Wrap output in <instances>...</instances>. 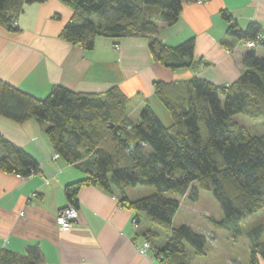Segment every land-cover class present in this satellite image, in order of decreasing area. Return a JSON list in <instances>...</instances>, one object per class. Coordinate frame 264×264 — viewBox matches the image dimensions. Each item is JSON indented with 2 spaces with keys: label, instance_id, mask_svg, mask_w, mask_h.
<instances>
[{
  "label": "trees",
  "instance_id": "16d2710c",
  "mask_svg": "<svg viewBox=\"0 0 264 264\" xmlns=\"http://www.w3.org/2000/svg\"><path fill=\"white\" fill-rule=\"evenodd\" d=\"M46 0H0V24L11 31L25 4ZM72 8L60 36L69 43L92 51L98 37L123 39L151 36L150 51L155 61L178 69L190 66L196 40L190 37L178 46L167 45L158 36L159 23L174 25L183 10L182 0H64ZM221 17L233 16L223 9ZM229 33L240 40H256V47L243 56L245 72L233 83L217 84L193 76L181 81H157L155 96L172 119L166 124L147 102L135 123L129 116L132 98L115 85L105 92H80L54 85L44 98L0 79V115L15 122L31 117L49 123L46 133L58 154L75 164L91 155L96 165L86 179L68 184L66 194L73 206L83 185L102 186L119 193L121 204L136 211V222L145 213L155 229L145 232L151 248L167 264H193L187 254L190 243L196 256L207 254L208 236L190 224L173 226L181 199L197 202L201 189L212 193L224 214L211 223L233 232L242 221L264 209V135L234 120L244 114L264 122V40L257 34L263 26L252 22L247 28L237 23ZM0 169L28 176L38 172L39 162L22 147L0 133ZM138 185L156 186L153 194L131 199L129 191ZM169 193V194H167ZM165 234V235H166ZM250 263L264 261V224L254 229ZM150 248V249H151ZM42 258L39 247L24 254L0 250V264H36Z\"/></svg>",
  "mask_w": 264,
  "mask_h": 264
},
{
  "label": "crops",
  "instance_id": "0c3cea01",
  "mask_svg": "<svg viewBox=\"0 0 264 264\" xmlns=\"http://www.w3.org/2000/svg\"><path fill=\"white\" fill-rule=\"evenodd\" d=\"M182 4L178 22H160L157 36L171 46L194 37L196 53L190 66L173 69L155 61L150 51L153 37L148 35L118 40L98 37L92 51L69 43L60 32L73 14L72 8L64 0H46L24 5L18 18L19 31L0 24V79L38 98L49 95L54 85L80 92H105L117 85L132 98L130 117L150 102L159 117L171 124L153 84L193 76L217 84L233 83L245 72L242 58L250 48L229 33V26L234 22L244 29L256 21L264 31V0H182ZM223 9L233 16L231 22L221 17ZM259 54H264V48ZM48 126L35 117L17 123L0 115V133L35 156L40 167L28 176L0 169V250L8 248L24 254L37 246L42 258L36 264H167L154 248L144 254L139 250L147 240L146 231L155 229L166 238V229L152 225L145 213L135 222L136 211L121 204L116 190L81 186L75 206L79 210L77 221L70 227H61L57 216L71 204L65 187L86 179L96 165L91 155L75 164L63 159L46 133ZM180 205L175 227L177 219H182V211L186 212L183 199ZM209 224L213 242L223 238L216 246L224 259L220 264H249L248 258L241 261L233 251L238 239H231L225 229L214 231L210 220ZM196 227L203 228L200 222ZM210 242L208 237L206 255L190 256L193 264H219L205 261ZM226 242L232 246L225 247Z\"/></svg>",
  "mask_w": 264,
  "mask_h": 264
},
{
  "label": "rangeland",
  "instance_id": "374dc122",
  "mask_svg": "<svg viewBox=\"0 0 264 264\" xmlns=\"http://www.w3.org/2000/svg\"><path fill=\"white\" fill-rule=\"evenodd\" d=\"M258 50L259 52H261L262 48L258 47ZM141 110L142 109H140L136 113V115L134 114L131 117V119H133L135 123L139 122L140 120ZM234 120L246 126L248 129L251 130L253 134L261 133L264 135V122L261 120L255 121L251 119L249 116L247 117L244 114H237V116L234 117ZM131 189L132 191L130 192V196L131 198L136 199V198H140L142 196L148 195V194L149 195L153 194V192L156 191V186L138 185L136 187H132ZM201 193H202V196H200V199L197 203H194L192 201L189 202L190 201L189 196L182 198L184 201L183 208L184 210H186V212L182 211V215H181L182 219L181 220L177 219V225H181L182 223H184V224H190L191 226H194V228H197L196 224L198 225V223L200 222L201 227H203L202 229L200 228V231H204L203 233H205V235L210 237L211 239V242L208 245V252H209L208 259H205V261L209 263L218 262L220 264V262H222L224 259L221 253L217 251L216 246L221 245L223 238L221 237V240L217 241V243L213 242V238H212L213 229L211 228L212 226H210L209 224V220L211 218H216L217 220H220V218L224 217V214L221 210L220 203L216 201V199L214 198L211 192L209 191L207 192L204 189H201ZM145 220L146 219L144 217L143 221ZM180 221H183V222L181 223ZM241 224H242V230L239 233L238 241L236 242L237 245H235L236 248L233 251L237 254V256L240 257L241 261H243V259L245 258L246 259L248 258V262L250 263V257H251L250 247L255 238L254 229L258 228L261 224H264V209L263 211H260L258 214L252 215V217L246 218L245 220L242 221ZM157 228H161V227L157 226ZM214 231H217V228L214 229ZM228 233L232 239L233 232H230L227 230V234ZM261 239L264 240V236ZM224 246L231 247L232 245L229 242H226ZM186 248H187V254L192 256V258L196 256L193 252L194 250L191 247L190 243H186Z\"/></svg>",
  "mask_w": 264,
  "mask_h": 264
},
{
  "label": "built area",
  "instance_id": "2783aa9c",
  "mask_svg": "<svg viewBox=\"0 0 264 264\" xmlns=\"http://www.w3.org/2000/svg\"><path fill=\"white\" fill-rule=\"evenodd\" d=\"M206 0H197V2H204ZM14 25H19V20L16 19L14 21ZM257 39L258 40H264V31H261L257 34ZM244 41V40H243ZM256 40H252V39H248L244 41V45H246L247 48H253L256 47ZM115 197V199H119L117 196H113ZM23 213V212H22ZM21 213V214H22ZM79 214V210L75 208V206L73 205H68L65 208L61 209V211L59 212L58 216H57V221H59L61 227L63 228H67L70 227L74 224V222H76L77 220V216ZM136 222V219H135ZM151 248V243L146 240L144 241L143 245L139 247V250L142 254L146 253L149 251V249Z\"/></svg>",
  "mask_w": 264,
  "mask_h": 264
}]
</instances>
